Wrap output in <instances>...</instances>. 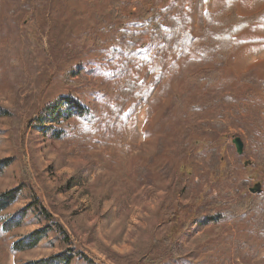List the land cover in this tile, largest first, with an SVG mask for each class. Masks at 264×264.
<instances>
[{"label":"rangeland","instance_id":"rangeland-1","mask_svg":"<svg viewBox=\"0 0 264 264\" xmlns=\"http://www.w3.org/2000/svg\"><path fill=\"white\" fill-rule=\"evenodd\" d=\"M108 6L109 0H0V161L11 160L0 174V193L20 186L23 169L30 175L19 201L2 216L10 218L28 205L32 189L66 229L71 247L90 264H264V237L255 251L238 248L249 236L246 225L189 226L181 206L206 189L209 170L203 150L218 147L221 166L235 164L229 147L240 137L247 152L241 162L254 161L248 131L230 128L229 137L204 136L200 129L185 132L186 125L195 124L188 113L163 121L173 94L180 96L176 74L173 94L155 87L128 119L127 107L116 116L113 105L120 104L116 96L121 89L115 80L128 72L120 68L125 55L119 36L99 24L102 17L103 28L113 25L106 16ZM224 7L222 0H211L205 8L215 14ZM263 9L264 0H240L237 5L240 16ZM191 19L199 36L198 5ZM239 38L242 46L226 68L236 76L232 87L251 66L264 79V26H252ZM140 80L152 82L145 75ZM67 95L76 96L99 118L96 131L87 133L71 120L63 125L67 137L53 140L29 125L45 106ZM241 169L237 180L248 189L261 181L256 170ZM188 180L196 188L190 189ZM173 213L179 222L171 220ZM36 229L29 213L24 226L0 243V264L39 261L58 253L51 235L33 251L10 252L14 241ZM173 251L183 259L171 257Z\"/></svg>","mask_w":264,"mask_h":264},{"label":"trees","instance_id":"trees-1","mask_svg":"<svg viewBox=\"0 0 264 264\" xmlns=\"http://www.w3.org/2000/svg\"><path fill=\"white\" fill-rule=\"evenodd\" d=\"M209 1L171 0L161 4L158 0H109L105 12L113 25L103 28L105 19L102 17L99 24L103 31H114L119 36L117 44L125 55L120 68L128 72L114 79L120 83L121 95L116 96L120 104L113 105V111L120 116L125 114L122 110L127 107L125 119H128L155 87L163 94H173L172 78L176 74L180 96L173 94L163 121L182 118L188 113L194 116L195 124L186 125L184 131L200 129L204 136L229 137L230 128L246 129L254 157V161L248 160L251 161L248 168L260 174L258 184H262L263 192L253 195L246 183L237 180L241 167L248 162H241L242 157H247L246 149L244 155L239 156L236 148L230 146L235 164L226 163L222 167L224 159L218 147H212L202 151L209 170L206 189L195 193L190 204L181 206L186 211L189 226L209 228L232 222L246 225L249 236L237 243L238 248L255 251L260 237H264V79H260L256 67L251 66L240 76L237 86L232 87L236 76L227 74L226 68L230 56L242 46L240 35L252 26H264V9L254 15L240 16L237 12L240 0H222L224 9L214 14L205 8ZM196 5L199 36L195 35L191 23V12ZM140 75L151 78L152 82L139 81ZM219 85L230 88L222 90ZM215 86L218 87L212 89ZM201 88L203 90L193 96ZM199 99L202 104L197 103ZM106 103L112 105L113 100ZM71 120H77L87 133L96 131L100 124L99 118L82 101L67 95L45 106L39 115L29 120V125L45 136L51 135L53 140H62L68 135L63 125ZM110 122L109 118L105 119L106 126ZM10 162V159L0 161V174ZM22 173L23 182L19 187L0 193V243L3 244L13 230L22 228L30 213L37 229L14 241L10 252L33 251L50 235L58 242L59 250L46 259L22 264H90L71 247L72 240L66 229L32 189L29 188L28 205L10 218L2 216L19 201L22 189L29 185L28 171L23 169ZM186 183L190 189L196 188L194 182L188 180ZM171 220L179 222L177 213L172 214ZM178 253L171 252V257L182 260Z\"/></svg>","mask_w":264,"mask_h":264},{"label":"water","instance_id":"water-1","mask_svg":"<svg viewBox=\"0 0 264 264\" xmlns=\"http://www.w3.org/2000/svg\"><path fill=\"white\" fill-rule=\"evenodd\" d=\"M233 145L236 148V152L239 156H243L245 152V144L243 140L240 137H235L233 139ZM251 165V162H246L245 167H248ZM249 192L253 195H259L263 192V186L262 184H256L253 188H250Z\"/></svg>","mask_w":264,"mask_h":264}]
</instances>
